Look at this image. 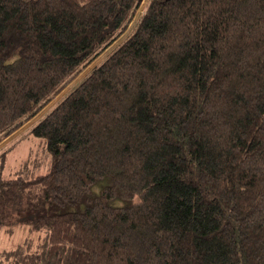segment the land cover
<instances>
[{
	"label": "trees",
	"instance_id": "obj_1",
	"mask_svg": "<svg viewBox=\"0 0 264 264\" xmlns=\"http://www.w3.org/2000/svg\"><path fill=\"white\" fill-rule=\"evenodd\" d=\"M140 4L0 0V143ZM27 134L51 165L31 178L1 166L0 226L47 238L4 252L17 264H264V0H149Z\"/></svg>",
	"mask_w": 264,
	"mask_h": 264
},
{
	"label": "rangeland",
	"instance_id": "obj_2",
	"mask_svg": "<svg viewBox=\"0 0 264 264\" xmlns=\"http://www.w3.org/2000/svg\"><path fill=\"white\" fill-rule=\"evenodd\" d=\"M149 0H141V4L137 9L135 16L129 23L125 32L114 41L107 49H105L95 60H93L84 70H82L67 86L57 94L34 118L27 121L21 128L16 130L8 138L0 143V171L1 166L3 176L17 177L25 176L28 178L43 174L49 170L51 165V155L46 149V142L41 138H37L27 134L29 127L38 120L44 113H46L52 106H54L65 94L70 92L82 78L95 66L105 55L113 50L132 32L136 21L145 11ZM16 145L15 148L9 152L5 159L2 153L10 146ZM108 178L103 177L99 179L92 186V194H98L102 188L107 184ZM138 200V197L133 199V202ZM130 201L120 197L112 199V205H126ZM46 230L37 229L32 231L27 225H3L0 226V264H17L16 258L7 257L4 252L16 249L20 245H31L32 249H36L40 244L46 242ZM26 248V245H25ZM26 250H31L29 247Z\"/></svg>",
	"mask_w": 264,
	"mask_h": 264
}]
</instances>
